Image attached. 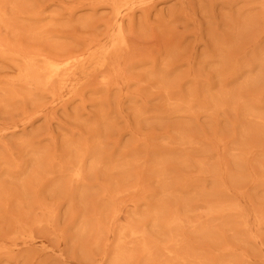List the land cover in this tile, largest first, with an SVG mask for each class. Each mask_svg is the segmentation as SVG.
<instances>
[{"label":"rangeland","instance_id":"obj_1","mask_svg":"<svg viewBox=\"0 0 264 264\" xmlns=\"http://www.w3.org/2000/svg\"><path fill=\"white\" fill-rule=\"evenodd\" d=\"M0 264H264V0H0Z\"/></svg>","mask_w":264,"mask_h":264}]
</instances>
